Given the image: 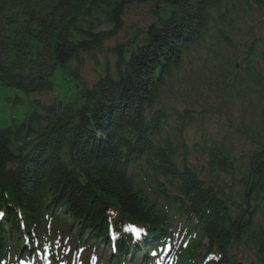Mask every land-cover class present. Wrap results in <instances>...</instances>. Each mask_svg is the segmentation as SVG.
Masks as SVG:
<instances>
[{"label": "trees", "instance_id": "trees-1", "mask_svg": "<svg viewBox=\"0 0 264 264\" xmlns=\"http://www.w3.org/2000/svg\"><path fill=\"white\" fill-rule=\"evenodd\" d=\"M227 2L0 0V81L28 93L49 92L55 70L67 66L78 82L73 98L40 105L42 113L34 111L16 128H0V245L20 234L12 206L27 229L42 219L43 210H59L77 234L96 242L107 240L111 222L116 229L125 221L140 224L160 237L171 214L194 223L197 246L206 241L205 252L223 254L217 264H234L229 248L235 245L249 246L264 264V144L237 165L223 144L203 143L205 182L175 145L159 143L167 114L154 110L190 54L200 62L227 64L226 75L239 86L251 79L264 93L256 39L240 63L230 54ZM132 7L146 9L151 18L145 30L129 35L124 29ZM110 40L115 44L106 48ZM101 50L114 60H106L103 74L88 88L71 62ZM234 173L242 190L237 202L223 187L226 175ZM117 250L125 254L122 242Z\"/></svg>", "mask_w": 264, "mask_h": 264}, {"label": "rangeland", "instance_id": "rangeland-1", "mask_svg": "<svg viewBox=\"0 0 264 264\" xmlns=\"http://www.w3.org/2000/svg\"><path fill=\"white\" fill-rule=\"evenodd\" d=\"M225 9L233 19V28L227 29L234 41L231 56L236 55L237 63H240L246 57L249 44L256 39L255 62L262 71L264 83V5L257 6L250 0H228ZM126 16L124 31H129V35H132L134 29L145 30L151 18L146 9L139 7L130 8ZM114 44L115 41L110 40L105 46L111 48ZM188 57L191 60L185 58L182 69L169 80L154 110L162 109L167 114L159 143L178 141L177 155L185 152L189 166L206 182L209 177L208 160L198 144H223L237 165L246 162V156L264 144V93L261 88L255 87L251 79H247L242 87L239 86L232 76L226 75L224 70L227 64L201 59L200 62L192 54ZM106 60L112 63L114 58L107 50H101L94 54H82L79 64L75 61L71 64L77 67L79 78L90 88L103 74ZM236 68L239 70L238 66ZM68 74L67 66L56 69L53 89L49 92L28 93L0 81V128H16L34 111L42 113L40 105L57 104L71 95L73 98L78 82ZM21 135L26 136L27 130H22ZM22 142L19 139L16 144ZM225 183V194L229 199L239 201L242 190L238 184V175H226ZM257 220L262 221V217L258 215ZM59 229L69 234L63 226ZM71 234L75 236V232ZM96 249L99 255L102 252L106 254L105 245L98 243ZM232 253L242 260L247 257L253 259L248 249L241 246H234Z\"/></svg>", "mask_w": 264, "mask_h": 264}, {"label": "bare ground", "instance_id": "bare-ground-1", "mask_svg": "<svg viewBox=\"0 0 264 264\" xmlns=\"http://www.w3.org/2000/svg\"><path fill=\"white\" fill-rule=\"evenodd\" d=\"M30 263L32 264V262H31V261H30ZM127 264H142V262H140V261H137V262H132V261H131V262H129V261H128V263H127Z\"/></svg>", "mask_w": 264, "mask_h": 264}, {"label": "snow or ice", "instance_id": "snow-or-ice-1", "mask_svg": "<svg viewBox=\"0 0 264 264\" xmlns=\"http://www.w3.org/2000/svg\"><path fill=\"white\" fill-rule=\"evenodd\" d=\"M132 231H135L137 234H139L140 230L139 229H130Z\"/></svg>", "mask_w": 264, "mask_h": 264}]
</instances>
